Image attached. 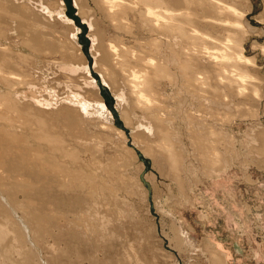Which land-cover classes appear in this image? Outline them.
Instances as JSON below:
<instances>
[{"label":"bare ground","instance_id":"bare-ground-1","mask_svg":"<svg viewBox=\"0 0 264 264\" xmlns=\"http://www.w3.org/2000/svg\"><path fill=\"white\" fill-rule=\"evenodd\" d=\"M244 1L246 5H243L244 9L242 8V11L244 12L242 13H247L252 10V0ZM73 2L78 10L79 16L84 22L83 26H88L89 36L92 38V48L89 56L94 60L93 68L90 63L91 60L87 57L88 53L83 46V41L81 40V37L83 38L81 34L84 33L85 27L78 25L77 22L68 16V8L65 0H52V2L48 0H0V153L8 150L14 153L13 158L9 159L11 161L2 160L0 157V199L5 198L8 201V205H10L15 212V214L12 215V212L7 209L8 206L0 200V246L7 239L15 237L17 247L13 246L10 254L16 252L21 257L23 264H42L38 256L39 247L35 245L38 248H33L29 244L27 239L29 227L27 224L23 223L19 216V214L21 216L25 215L24 206L28 204L24 200H19L12 196L10 189H7L4 181L12 179L18 180V182L21 183L24 178V176L23 178L21 177L22 173L26 174L28 169H30V172L27 173L30 174L35 186H37L35 178L43 175L45 177L47 175L52 179L76 184L79 177L84 179L88 178L89 175L84 172L85 170H83L80 165L77 169L73 168L74 162L77 163L79 157V152L77 153L75 151H78L77 148H80L76 146V139L82 141L81 146L85 150L94 154L100 153L97 150L98 146L96 147L94 146L95 144H93L95 140L91 139L94 135L90 137L85 130L86 127H84V125L81 126L84 122L83 118H86L84 116L86 110L90 111L91 109L94 113H98V119L105 122L107 127L119 131L121 135L120 138L124 137L125 140H128V134L125 135V132L117 127L116 113L113 109L109 108L105 101L102 95V89L105 90V88L99 85V81L94 77L92 69L99 72L100 80L105 87L111 89L116 101V109L122 119L127 121L131 129L133 147L127 144V147H121L120 151L124 154L132 153L130 158V160H132L131 165H129L130 163L127 164L133 166L132 162L135 161L133 163L137 165L138 170L137 177L136 179L134 178L137 180V184L135 183L137 185L136 191H140L138 194L145 200L148 199V191L144 189V185L140 179V173L143 169H146V161L142 159V157L150 159L151 161L153 160V164L157 163L158 160V163L160 161H163V163L164 161L167 162L166 166L169 165L167 167H170L173 171L174 176L171 174L173 179H181L180 174L182 173H180L179 170H182L180 169V166H182L184 168V175L182 178L184 182H182L187 186V189H185L188 193L190 191L192 192L194 188V179L199 176L197 170L194 169L193 166L191 167L188 165L190 156L196 154L195 152L198 150V152L200 151L199 158L203 163L211 165L213 163V165L218 162L221 163V153L223 156L226 153L224 147V151L222 149L223 152L219 150V145L222 146V144L220 140H217L219 139L218 136H220L218 130L221 133L224 131L227 134V120H230L229 117L231 115L234 116L238 111H240L239 115H241V107L247 104L243 98V93L240 92L241 89L238 88L240 79L237 78V76L243 72H247L249 75L252 72L255 74V71H257V73L260 72L257 58L248 57L245 48L242 47L251 35V30L249 31L245 26L246 22H244L245 20L243 19L245 16L241 17L244 26L241 27L240 24L236 29L241 30L238 28H243V32L240 31L241 36H239V41L232 42L234 41V35L235 37L237 36V32L231 26V22H227L226 19H229L228 17L231 19L232 14H235L237 11L233 7H229L231 2V4L235 3V0H73ZM227 3H229L228 6ZM233 6H235V4ZM136 9L139 10V16H141L142 19V21H140L142 23L137 24L135 21L132 23L135 25L130 26L138 30V38L133 42L135 45H128L124 42L123 45L125 48L122 46V51H119L117 50L119 47L114 45L113 39L121 40L120 37L122 36L115 33L113 35L114 38H111L108 35L110 25H108L106 21L113 24V27L116 29L115 31L120 32V29L121 31L123 29L122 27L126 28L124 25L130 20V13ZM227 25H230V27H227ZM144 27L145 30H154V32L159 31L162 35L167 36L169 39L167 40V45L163 40L158 41L157 38L150 39L151 36H148L149 33L144 36V34H146L143 31ZM66 28L70 31L68 36L64 34L68 32ZM127 28L126 30L130 29ZM228 28L233 29L230 30L231 34L228 35L229 39L227 38L226 44H223L220 42L222 37L216 36V33L221 29H226L228 31ZM60 29H62V32L59 31ZM129 31L132 32V30ZM155 36H152V38ZM140 43H143L145 46L151 45L153 46L151 49L154 48L155 50L146 52V49H143V51L139 50L140 52L138 51V53L136 51L139 49ZM201 44H203V46H201ZM219 44L222 47L221 49H226L227 51L228 49H232L234 51L232 54L228 53L230 54L229 57L232 59L231 62L229 61L230 63L225 62L226 60L228 61L229 58L223 61L225 55H223V62L218 59L222 55L221 52V54H218L216 51V49L219 48ZM133 46H138V49L132 51L131 48ZM165 47H167V49H165ZM263 47L261 49H264ZM27 50L32 51V54L26 55L25 53ZM168 51L170 54H168ZM170 55L171 57L173 56L172 59L169 57ZM172 63L176 66V69L180 70V72L178 71L179 74L172 72ZM229 69H232V71ZM66 72H68V76H64ZM178 76L184 80V85L187 92L190 94L189 96L184 92V94H181V98H178L179 101L182 100L183 103L186 100L188 101L192 97L191 94L195 97L199 96L198 98L201 99L203 103L200 102L201 104H199L198 102L199 105L190 104L188 112L192 110L198 115L204 114L202 109L204 107V110L207 112L205 113L207 114L205 120L203 119V121L196 122L194 121V116L192 118L193 121L190 122L191 120L187 115L186 117L189 120L182 126L179 118H177V114H175L177 110H173L174 108L172 109L170 105H167L172 94L170 95L167 91L162 89V80H166L168 87L174 89L175 82L180 79L177 78ZM249 77L253 79L257 77V81H260L258 87L261 91L260 95L262 96L258 98L256 105H254L256 107V109L254 108V119L257 121L260 117L259 110L262 98L264 97V80L259 77V74L256 77L254 76L255 78L252 76ZM240 78L242 79L243 76ZM241 81L242 80H240V82ZM243 81L241 83H243ZM61 85L63 88L65 86L68 88L69 93H67L66 96L64 94V97H59L63 96L60 93L55 95V93H58L56 89ZM60 89L61 88H59V90ZM177 89L179 88L177 87ZM43 90L47 91L50 97L45 94L43 95L41 93ZM259 90L258 93H260ZM61 91L65 93V89H61ZM51 92H53V94H51ZM142 92H148L150 93L149 96H155L156 100L161 101L163 105L159 104L158 106L160 107L157 105L155 107V102H153L152 108L150 107L152 104H150L149 107L151 109L148 108V111H145L147 116L137 114L136 108L138 107L135 106L134 96L136 95L141 99L144 96ZM171 92H173V90ZM45 96L47 97L45 98ZM53 99H55V102L50 101ZM148 99L154 101L150 98ZM56 104L59 108L56 107ZM60 104L61 106H59ZM253 104H255V102ZM43 107L45 108L42 109ZM198 110H200V112H198ZM53 113H55V115L57 113V115L62 118L59 120L55 118L54 120L48 116ZM67 117H69L70 120H67ZM206 119H209V121L206 122ZM195 120H197V118ZM233 121L234 119H232V122ZM64 122L66 127L69 126L71 128L69 134L64 129H61V127L56 126ZM232 122L229 124L232 125ZM212 123L216 126H213ZM220 126L223 128H220ZM252 129L249 136L251 143L264 148V128L254 125ZM186 134L189 136V140L193 142L194 147L192 148L195 151L193 153L189 151L185 142ZM222 134L224 137L226 136V134ZM69 147H74L75 151L72 152ZM24 150L28 153L27 159H25L23 155ZM155 150H158L159 153L161 151V153L159 155L157 153L158 156H156V154H154ZM182 153L184 155L183 158L181 156ZM42 159L51 163L48 169L49 174H45L42 172L41 168L38 167L40 164H37L36 160ZM123 162L125 165L127 160L124 159ZM123 162L122 160L120 162L118 159L116 161L114 160V162L111 161L112 168L114 165L115 169V165L118 167L119 164ZM223 162L225 164L222 165L221 163L222 166H220L222 170L227 166V161L225 159H223ZM158 163L157 165L160 164ZM98 165L101 166V164ZM128 165L125 166L129 168ZM164 165H162L161 168H163ZM211 165L209 168L212 167ZM42 166L43 168L47 167L45 163ZM125 166H119L118 168L122 167L125 173V170H127ZM206 166L207 165H205V167ZM161 168L160 170H162ZM115 170L112 171L114 172ZM168 171H166V173ZM96 172L97 171H95V173ZM93 174L91 175L93 176ZM149 174V176L152 177L151 179L154 180L153 172L151 171ZM95 175L99 178L97 174ZM166 175L168 176V173ZM129 177L127 180H131ZM98 178L97 180L100 179ZM118 180L120 181V179ZM135 180H133V182ZM91 182V180L88 181L89 185ZM96 182V185H98V183L100 184L98 186L103 185L98 181ZM92 183H94L95 186V182ZM79 186L76 189H72V191L74 190L73 192L70 191L71 194L73 193L75 195L66 197L69 202H72V207L78 205L81 208H85L87 205L93 212L103 207L101 204L98 205V209L95 207L97 200L103 197H100L101 195L98 194L99 190L94 192V190L98 188L97 186L94 188L92 187L94 190L92 189L93 191L91 190V192L93 193L87 190L85 191V188L83 189L81 187L83 185ZM181 186L180 184V187ZM182 188L184 190V187ZM186 190L184 191L186 192ZM64 191H67V189H64ZM109 191L111 192V189ZM94 193L96 194L94 195ZM185 201L189 202V198L186 197ZM101 202L102 201H100V203ZM160 207L161 205H159V203L155 204V208L161 211L166 218L169 217L178 223V219L172 210L167 208L163 210V208L161 209ZM99 214L100 213L97 215L100 216ZM101 216L102 218L106 217L104 220L105 222L102 221L103 219L101 220V228L105 229L108 227L107 229L110 231L109 225L111 224L108 221L107 215L101 214ZM85 217L84 215V219ZM84 219H81L83 221L81 223L83 224ZM98 220L100 221L99 217ZM85 221L88 220L85 219ZM40 223L46 224L44 219L41 222L36 221L34 228L39 227ZM71 223L74 224V222ZM77 226H74V228ZM83 226V229H88ZM89 226L90 222L87 227ZM57 227L63 230L65 225L62 226L61 224H57ZM66 227H69V223L66 224ZM74 228L72 227L73 230H75ZM102 231L100 230V232ZM105 232H107L106 234H111V232L108 233V230H105ZM12 233H14V235ZM36 233L37 232L34 231L36 241L34 238L31 239L34 244H39L42 241V237ZM111 235L114 236L115 234L113 233ZM180 235L181 236L174 238V240L178 241L179 247L183 246V248L185 247L187 250V248L190 249L194 246V240L197 243V240L188 232L182 231ZM110 236L109 238H112L113 241V238H116L117 235L115 237ZM91 237H89V239ZM104 238L102 239L105 243L110 241L108 237V241H105L106 238ZM100 239H98V242H101L99 241ZM108 245L110 247L114 245V243ZM53 246L54 245H52V247ZM211 246L214 251L213 253H209V258L206 257V253L202 255V257L205 258V262L208 264H215V261H218L221 264H228L225 254L217 250L215 245ZM110 248H112V246ZM116 248L115 246L113 247L114 250ZM51 249L53 250V248ZM133 250L135 251V249ZM59 253L60 252H58V255L60 256ZM59 256L51 258L52 260L50 259L49 262H47L48 259L44 261L49 264H55ZM136 257L138 256L135 254L134 258L136 259ZM123 258L125 257L123 256ZM213 259L215 261H213ZM120 260L126 259H122L121 257L119 261ZM122 262L125 261H120L121 264ZM2 263L17 264L12 261L9 256L0 258V264Z\"/></svg>","mask_w":264,"mask_h":264},{"label":"rangeland","instance_id":"rangeland-1","mask_svg":"<svg viewBox=\"0 0 264 264\" xmlns=\"http://www.w3.org/2000/svg\"><path fill=\"white\" fill-rule=\"evenodd\" d=\"M48 1L52 2V0H48ZM65 2L68 8V16L71 19H73L75 22H77L78 25L83 26L84 22L82 18L79 16L78 10L74 5L73 0H65ZM229 3H227V6L229 5ZM231 3L229 7L231 8L233 7L234 9L237 10L235 14H232L231 19L230 17H228L229 19H226L227 22H231V26L237 32L236 33L237 36L235 37L234 35L233 37L234 41L232 40L231 41L232 42L239 41V36H241L240 31L243 32V28L241 27H243L244 22H246L245 26L249 31L251 30L250 31L251 35L248 39L249 41L247 40V42H245L244 45H242V47L245 48L246 55L248 57L257 58L258 65L260 67V72L257 73V71H255V74H253L254 72H252L251 73L252 75L251 74L249 75V73L247 72H243L241 73L243 76L242 79L240 78L242 77L241 74H238L237 78H239L242 81L244 79V81L243 83H241L242 81L240 82L239 80L238 88H240L241 90L238 88L236 89L240 90V92L243 93L242 94L243 98L245 99L247 104L241 107L242 110L241 115H239L240 111H238L237 113H235L234 116L233 115H231L232 117L228 116L230 120L229 119L227 120L228 121L226 126L227 134L224 131L222 132L226 134L225 137L218 130V133L221 137L218 136L219 139L217 140H220L222 144V146L219 145L220 146L219 150L220 152H223L225 149V153H226L225 154L226 156L225 155L223 156L221 153L220 162L222 163V165H224L225 163L223 162V159H225L227 161L226 162L227 166H225L224 169L222 170L220 169V166L222 165L219 162L216 163L215 165H213L214 163L212 165L203 163L199 158L200 151L198 152V150L196 149L197 151L195 152L193 150L192 148L194 147L193 142L192 140L191 141L189 140V136L186 134L185 142L187 144L189 151L191 153L193 152L196 153L193 155L191 154L192 156L189 157L190 159L188 160V165H190L191 167L193 166V168L197 170V173L199 175L197 176L196 179H194V183H193L194 188L192 192L190 191L188 193L186 190L187 186L185 185V183H183L184 180L182 178L184 175L183 174L184 168L182 166H180V169L182 170H179L180 173H182L180 174L181 175L180 177L181 182H180V180H178L177 178L176 179L174 178L175 179L174 180L171 177V174L172 176H174V174L173 171L170 169V167H167L169 165L166 166L167 162L164 161L163 163V161L162 162L160 161L159 164L158 163L159 160H158L157 163L159 165H157V163L153 164V160L151 161L150 159H146L142 157V159L146 161L145 163L146 169H143V171L140 173V179L144 185V189L145 191H148V196H147L148 199L145 200L140 194H138L140 193V191L139 192L136 191L137 180L135 179L137 177L138 170H137V165L133 163L135 161L132 162L133 166H129L131 165V161H132L130 160L132 153L124 154L120 151L121 147L124 148V146H126L127 144L130 147H133L132 145L133 137H131V131H130L131 129L127 121L123 120L122 117L119 115L116 109V101L115 98L113 97L111 89L105 87L103 82L100 80L101 78L99 77L100 76L99 72L92 69L94 77H96V79H98L99 81V85L105 88V90L102 89V95L105 101L107 102L109 108L113 109L114 112L116 113L117 127L119 129L121 128V130L125 132V135L128 134L127 135L128 140H125L124 137L120 138L121 135L119 131L107 127V125H105L106 124L105 122H102V120L98 119L97 118L98 113H94L91 109L90 111L86 110L87 114L86 111L84 113V116L86 118L85 119L83 118V121L85 123L83 122L84 124L82 123L81 126L84 125V127H86L85 130L86 132H88L87 134L90 137L94 135L91 139L95 140L93 144H95L94 146L96 147L98 146L97 150L100 153L94 154L89 152L88 150H85L81 146L82 141H80V139H76L77 140L76 146L80 147L77 148L78 151H75L74 147H69V148L72 150V152L74 151L77 153L79 152L78 153L79 157L76 155L78 157V162L77 163L74 162L73 168L77 169L80 165V167L83 168V170H85L84 172L89 175L88 178L84 179L79 177L78 182L76 184L73 182H63L61 180L52 179L47 175L46 177L43 175L35 178V181L37 182V186H35L30 174L27 173L30 172V169H28L26 174L22 173L21 177L23 178L24 176V178L22 179L21 183H19L18 180H12V179H7L4 181L7 189L8 190L10 189V193L12 196L18 198L19 200H24L30 206V207L28 205L24 206L25 215L21 216L19 214V216L21 217L20 219L23 221V223L27 224L29 227L28 229L29 232H27V237H28L27 239L29 244L33 248L39 247L38 256L40 257L42 264H49L45 262L46 261L45 259H48L47 262H49L51 258H54L55 256H59L58 252H60L59 253L60 256L57 258V262L55 264H117V262L118 264H121L120 261H125L122 262V264L123 263L138 264L139 262H140L139 264H208L205 262V258L202 257V255L203 253H206V257L209 258V253H213L214 251L211 245H215V248H217V250L225 254V256L227 257L228 264H264V150H263L264 148L252 144L250 141L251 139L249 138L251 133L250 131L253 130L252 128L254 125H258L260 128H264V97L262 98V103L259 110L260 112L258 111L260 114L259 120L256 121L254 119V112H255L254 110L256 109L254 105H256V101L258 100V98L262 96L260 95L261 91L259 90L258 87L260 85V81H257L256 76H258L259 74V77L264 80V49H261L264 46V0H252V10L248 11L249 13L248 12L242 13L244 12L242 11L243 5L244 6L246 5V2L244 0L241 1L235 0V3L233 4ZM234 4L236 7L233 6ZM242 16H245L243 17V19L245 20V21L243 20L244 22H242L241 19ZM129 19H130L128 21L129 24L126 21L128 25L127 24L124 25L126 28L130 25L134 26L135 24L132 23L135 21L137 24L142 23L141 16H139V10L137 9L134 10L132 13H130ZM106 23L110 25V29H108V35L111 38L115 33H118L119 36H122L120 37L122 41L113 39L114 45L119 47L117 50L120 51L121 49L125 48V46L123 45L124 42H126L128 45L129 44L135 45L133 44V42L138 38L137 37L138 30H135L132 26H130L128 27L130 29L127 28L128 30L122 27L123 28L122 31L120 29V32H117L115 31L116 29L113 27V24L109 23L108 21H106ZM240 24L241 27L238 29L241 30H236L237 27L240 26ZM83 27H85V29H84V33L81 34V36L83 35V38L81 37V40L83 41V46L85 47V50L88 53L87 57L88 59L91 60L90 63L93 68L94 60L91 56H89L92 48V38L89 36L88 26L84 25ZM227 27H230V25H227ZM233 28H228V31L226 29L224 30L221 29L219 32L216 33V36L222 37L220 42L226 44L227 38L229 39L228 35L231 34L230 30H232ZM143 29H144L143 30L144 33H146L144 34V36L147 35V33H149L148 36H151L150 39L157 38L158 41L163 40L167 45L168 43L167 40H169L167 36L162 35L159 31L156 32H154V30L148 31L145 30V27ZM129 30H132V32ZM59 31L62 32V29H60ZM66 31H68L66 32L68 34L66 33L64 34L68 36L70 31L68 30V28H66ZM152 36L155 37L152 38ZM158 36L162 38L160 39ZM122 46L124 47L121 48ZM201 46H203V44H201ZM134 47L135 46L131 48L132 51L138 49L137 48L138 46H136L135 48ZM152 47L153 46L151 45L145 46L143 43H140L139 49L136 52H138L139 50L143 51V49H146L145 50L146 52H150V50L152 51L155 50L154 48L151 49ZM218 47L219 48L216 49L217 53L218 54L222 53V55L218 59L222 61L225 58L223 60L225 61L226 59L229 58L228 61L226 60L225 62H229V61L231 62L232 59L229 56L230 54L234 53V51L232 49H231L232 51L228 49L229 51L228 52L226 49H221L222 47L220 46V44ZM165 49H167V47H165ZM25 54L26 55L32 54V51L27 50ZM168 54H170L169 51ZM223 55H225L226 57L224 56L223 58ZM169 57L171 59L173 58V56L171 57V55ZM171 69L172 72H175L176 74L177 73L179 74L180 72V70L176 69V66H174L173 63L171 65ZM230 71H232V69ZM68 75H69L68 72L64 73V76H68ZM249 76L252 77L255 76L256 79H253ZM177 78L178 79L180 78L179 79L180 82L179 81L175 82L174 89H170V87H168L166 80H162L163 81V83H161L162 89L164 91H167L168 94L170 95L172 94L171 99L167 103V105L168 106L170 105L172 109L174 108L173 110H177L175 111V114H177V118H179L180 124L182 126L183 124H186L189 119L191 120L190 122H192L193 121L192 118L194 116H195L194 121L196 122L203 121V119L205 120L206 118L205 116L207 115L205 113L207 112L206 110H204L205 109L204 107L202 109L205 115L204 114L198 115L192 110L188 112V110L190 109V104L199 105L203 103V101H201V99L198 98L199 96L195 97L191 94L192 97L188 100L189 102L187 100L186 101L184 100L187 104L185 102L183 103L182 100H181L182 102L179 101L178 98H181V94H184V92L189 96L190 94L187 92V89L184 85V80L181 79L180 76H178ZM177 87L179 89H177ZM59 88L65 89V93L64 91H61V89L59 90ZM59 88L56 89V92L58 93H55V91L53 90L55 95L60 93L63 96H59V97H64V94L66 96L67 93H69L68 88L66 86L63 88L61 85L59 86ZM172 90L173 92H171ZM258 90L260 93H258ZM53 92H51V94H53ZM41 93L43 95L45 94L48 95V97H50V94L45 90H43ZM142 93L144 94V96L142 95L144 99L143 98L140 99L136 95L134 96L135 106L138 107L136 108L137 114H140L141 116L142 115L147 116L145 111L147 112L148 108L149 109L152 108L154 104L153 102H155L154 104L155 107L156 105L158 106L159 104L163 105L161 101L158 100L159 102H161L159 103L156 100L155 96H149L150 93L148 92H142ZM46 97L47 96H45V98ZM148 98L154 101H151ZM139 100H144V101H139ZM155 100L157 101V104ZM50 101L55 102V99ZM253 101L255 102V104H253L254 103ZM137 103H139L140 106ZM150 104H152L150 106L151 108L149 107ZM59 106H61V104ZM142 106L145 108H143ZM56 107L59 108L57 104ZM44 108L45 107H43L42 109ZM198 112H200V110H198ZM48 116L54 120L55 118L57 120L62 118L61 116H58L57 113L56 115L55 113H53ZM186 116L189 117V119ZM196 118L197 120H195ZM66 119L70 120L69 117H67ZM232 119H234L233 122ZM207 121H209V119L208 120L206 119V122ZM231 122L232 125L229 124ZM212 125L216 126L213 123ZM56 126L61 127V129H64L68 134L71 129L69 126L68 127L65 126V122L59 123ZM220 128L223 127L220 126ZM156 151L158 150H155V152ZM155 152L154 154H156V156H158L161 153V151L160 153L159 151L156 153ZM23 155L25 159L28 158V153H26L25 150L23 151ZM13 156L14 153L11 150L0 153L1 159L5 161H11L9 159H12ZM181 156L182 158L184 157L183 153ZM117 159L120 162L121 160L123 162L124 159L127 160L125 165H128L130 163L128 165L129 168H127V166L124 165V162L122 163L127 169L125 170V173H124V169L122 168L124 167L122 164H119V166H122L120 168H118L119 166L116 167L115 165V169L117 171L114 169V165L112 168L111 161L114 162V160L116 161ZM36 162L37 164H40L38 165V167L41 168L42 172H44L45 174H49L48 169L51 166L50 162H46L45 159L36 160ZM44 163L47 166L46 168H43L42 166ZM98 164H101V166ZM161 164L162 165L165 164L164 165L165 168L163 166L164 170L163 168H161L162 167ZM205 165H207L206 166L207 168L205 167ZM210 165L212 166L211 168H209ZM85 168L87 169L88 172L86 171ZM160 168L163 171L160 170ZM165 169H168L169 171ZM112 170L115 171L113 172ZM89 171L91 172V174L94 173L93 176L90 174ZM95 171L97 172L95 173ZM151 171L154 174L155 181L151 179L152 178L151 176H149L150 175L149 173ZM166 171H168L167 172L168 176L166 175L167 174ZM95 174H97L100 179ZM163 174L166 175L167 177L164 176ZM127 175H129L130 177ZM95 176L99 180H97ZM112 177L115 178L113 179ZM128 177L131 178V180L128 179L130 181L127 180ZM118 179H120V181ZM90 180L92 182H95V186L94 183L92 182L89 185L88 181ZM95 180L103 185L98 186L100 185L99 183L98 185H96L97 182ZM133 180L135 181L133 182ZM78 184L83 185L81 187L83 189L85 188L84 190L85 191L87 190L89 192H91V190L97 186L98 187L97 189L95 190L93 189L94 192H97L99 190L98 194L101 195L100 197L102 196L103 197L102 199L99 197L100 199L98 200L102 202L100 203V201L97 200L96 202L97 206L95 205V207H97L96 209H98L99 204H101L103 207H101L100 205L101 209L96 210L95 212H93L91 208L89 209V206L87 205L85 206V208H81L78 205L72 207V202L71 201L69 202L68 198L66 197L75 195L73 193L71 194V192L74 191V190L72 191V189L78 188L79 186ZM180 184L182 185L181 187ZM182 187H184V190H186V192L183 190ZM64 189H67V191H64ZM110 189L113 194L109 191ZM105 191L106 192L108 191L109 193L107 192L106 194ZM95 194L96 193H94V195ZM186 197L189 198V202L185 201ZM0 200L2 203L8 206L7 209L12 212V215L15 214V212L12 210V207L8 205V201L5 198H2ZM156 203L157 204L159 203V205H161L160 208L161 209L163 208V210H166V208L172 210L173 213L176 215V218L178 219V223H176L169 217L166 218V216H164L161 213V211H158V209L155 208ZM89 211L92 212L90 213ZM98 211H101L102 213ZM98 213H100L99 214L100 216L97 215ZM101 214L105 216L107 215L108 221L111 224L109 225L111 229L110 231L109 229H107L108 228L107 226H106L107 228L105 229L101 228L102 227L101 222L104 221L106 218L104 216H103L104 218H102ZM84 215L88 218L87 219L85 217V219L90 222L89 227H87L89 222L85 221ZM98 217L100 221L98 220ZM43 219L45 220L46 224L40 223L39 227L34 228L36 221L41 222ZM81 219H84L85 225L81 223L83 222ZM110 221H112L113 223ZM71 222H74V224ZM68 223H69V227H66V224ZM57 224H61L62 226L65 225L64 229L60 230L57 227ZM71 226L73 228L74 226L77 227L74 228L75 230H73ZM82 226L88 229H83ZM33 228L34 231L37 232L36 234H39L42 237V241L39 244L38 243L34 244L32 242L31 238H34L36 241ZM99 229L101 231L103 229V231L100 232ZM105 230L106 231L108 230V233L111 232V234L114 233L115 235L113 236L111 234H106L107 232H105ZM182 231L188 232L197 240V243L194 240V246L192 248L188 249L186 247L187 248L186 250L185 247L183 248L182 245H181L182 247H179V244L177 243L178 241L174 240L175 237L181 236L180 232ZM12 234L14 235V233ZM108 235L109 236L111 235L113 237H115L116 235L117 236L116 238H113L114 240L112 241V238H109ZM89 237L91 238L89 239ZM107 237L109 238L110 241L107 240L108 239ZM102 238H104L105 241H108V243H105ZM98 239H100L99 241L101 242H98ZM16 242L17 241H15V237L4 241L0 246V258L9 256L11 260L14 261L15 263L23 264L21 257L16 252L10 254L12 247L13 246L17 247ZM110 242H113L114 245H111L113 243ZM108 244H110L112 248H110L111 246L109 247ZM35 245L38 247H36ZM52 245H54L55 247L54 246L52 247ZM114 246L117 247L115 250L113 249ZM51 248H53V250ZM133 249H135V251ZM135 254L139 258L136 257L135 259L134 258ZM123 256L125 258H123ZM121 257L122 259H126V260L119 261ZM213 261L215 260L213 259ZM215 262H216L215 264L217 263L221 264L218 261Z\"/></svg>","mask_w":264,"mask_h":264}]
</instances>
